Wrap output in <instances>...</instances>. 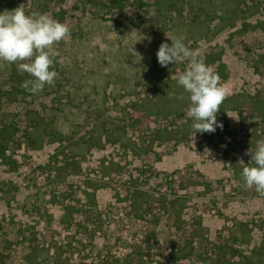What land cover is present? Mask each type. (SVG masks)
Wrapping results in <instances>:
<instances>
[{
    "label": "rangeland",
    "instance_id": "1",
    "mask_svg": "<svg viewBox=\"0 0 264 264\" xmlns=\"http://www.w3.org/2000/svg\"><path fill=\"white\" fill-rule=\"evenodd\" d=\"M21 4L70 35L36 94L0 61V264H244L264 242V195L241 178L264 139V0H0V13ZM166 34L225 100L242 95L213 136L189 126L186 92L179 113L141 119L187 67L159 65Z\"/></svg>",
    "mask_w": 264,
    "mask_h": 264
},
{
    "label": "clouds",
    "instance_id": "2",
    "mask_svg": "<svg viewBox=\"0 0 264 264\" xmlns=\"http://www.w3.org/2000/svg\"><path fill=\"white\" fill-rule=\"evenodd\" d=\"M69 35V26L47 13L26 14L23 4L13 10H5L0 13V61L15 63L18 72L29 74L32 78L25 80L21 87L36 94L43 91L46 85H54L58 73L50 70L54 58L49 50ZM166 37L169 39L167 34ZM184 39L181 35L169 39L171 44L163 42L156 54L158 63L167 68L178 61L188 62L177 80L178 85L189 94L190 106L185 109L186 118L192 119L191 127L195 134L214 133L217 127L223 128V124L217 121V114L227 91L219 83L212 67L205 64L199 52L189 48ZM173 95L174 92H168L167 96L171 98ZM245 155L251 160L241 174L244 187L264 195V139L257 141L255 150L250 148Z\"/></svg>",
    "mask_w": 264,
    "mask_h": 264
},
{
    "label": "trees",
    "instance_id": "3",
    "mask_svg": "<svg viewBox=\"0 0 264 264\" xmlns=\"http://www.w3.org/2000/svg\"><path fill=\"white\" fill-rule=\"evenodd\" d=\"M110 2L112 4H115L118 2V0H110ZM237 8L239 9L240 6ZM243 12H245V11H243ZM162 82H164V81H161V80L159 81V83H162ZM166 84H168V83H166ZM169 84L172 85V90H170L171 93L174 92V95L172 96V100L163 99L161 97V95L159 94V92H156V95L159 98L158 102L154 103L155 99H150L151 104H149V105H145L143 103H140L143 106L142 110H141V115H142L141 119L146 120L149 116L148 114H150V118L151 117L158 118L162 115L179 113L181 106L185 105V103L186 104L188 103L189 100L186 101L185 103H183L184 100L182 99V97L185 95V93H184V91L180 90V87L177 86L178 85L177 81H172V82L169 81ZM241 96L242 95L232 96V97L228 98V100H224L223 104L220 107V112L217 114V121L224 118V116L226 115L227 108L230 105H235V102L238 101L237 99ZM145 98L146 97H144V99ZM258 103H260V102H258ZM258 103H255V105L259 106L260 104H258ZM159 104H160V106H159ZM244 104H246V107L239 109V112L243 116V118H245V116H248V114H253L256 110H258V107L253 106V103L250 100L246 101V103H244ZM235 106H237V105H235ZM263 107H264V103H261L260 108H263ZM188 123H189V126L192 125L193 121L191 118H189ZM140 127L141 126L137 127V130H139ZM203 134L206 137H209L208 133H203ZM215 134L216 133L214 132L212 134V136ZM244 262H245L244 264H255V263L256 264H264V242L261 245V247H258V249L257 248L253 249L250 257H246V261H244Z\"/></svg>",
    "mask_w": 264,
    "mask_h": 264
}]
</instances>
